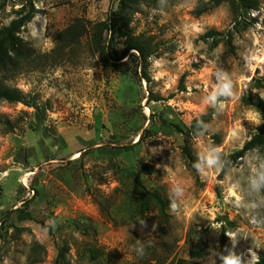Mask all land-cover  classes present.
Instances as JSON below:
<instances>
[{"label":"rangeland","instance_id":"rangeland-1","mask_svg":"<svg viewBox=\"0 0 264 264\" xmlns=\"http://www.w3.org/2000/svg\"><path fill=\"white\" fill-rule=\"evenodd\" d=\"M24 1L0 0V28ZM34 1L37 12L20 33L29 55L0 69V84L25 96L0 100V264H219L224 236L242 264H252L253 253L257 264L259 152L219 174L264 123V112L244 102L264 100V88L251 86L255 77L264 82V0L256 10L214 0L127 1L129 34L158 46L149 80L137 50L120 57L127 37L104 31L105 44L116 40L105 48L108 64L93 44L121 0ZM209 30L225 36L217 44ZM201 114L211 119L192 139L194 173L174 126L186 132ZM136 177L167 200V218L154 201L141 211ZM17 208L31 218L21 220Z\"/></svg>","mask_w":264,"mask_h":264},{"label":"trees","instance_id":"trees-1","mask_svg":"<svg viewBox=\"0 0 264 264\" xmlns=\"http://www.w3.org/2000/svg\"><path fill=\"white\" fill-rule=\"evenodd\" d=\"M127 1L121 0L119 3L120 9L115 12L113 20V25L109 24L108 21L100 22L97 25V31L93 37V44L97 46V49L101 52L104 57L105 64H108V56L105 48L109 47L114 49L116 40L114 37L110 38L108 45L106 38H103L104 31H110L111 34H118L119 36L127 37L125 43L126 48L121 54V58L125 57L130 50H137L140 58L141 65V77L149 80V67L151 65L150 58L157 53L158 46L155 42L150 40L144 34L133 36L127 31L128 23L124 10L127 8ZM136 1V0H134ZM216 4H221L223 2H231L233 5H240L246 9H258L260 6V0H214ZM206 3L200 1L197 6L196 12L201 14L205 11ZM37 12L34 0H25L21 8L16 12L17 17L14 18L9 25L0 28V69L5 70L10 66H16L21 60L25 59L29 55V49L27 44L20 35L22 27H24L28 22H30ZM229 35V33H228ZM207 37H212L215 43H219L220 37L225 36L222 32L216 30H209L206 33ZM227 43L230 42L229 37L227 38ZM104 42V43H103ZM119 57V59H121ZM251 86L253 88H264V82L261 78H252ZM24 94L17 89L7 87L0 84V100H7L10 102H22L24 101ZM244 102L247 105L255 106L264 112V100L262 98L254 99L252 97H244ZM211 119L210 114H201L195 117L186 132L176 124L174 127L184 134V143L182 145V156L186 162V165L194 173H197L199 167V160L195 155L192 148V139L200 136L204 131L206 125ZM256 150L260 154L261 161L264 167V123L259 127L258 131L243 145L242 148L232 152L225 159L220 171L219 177L222 179L223 176L228 172V170L237 163L241 158H243L248 152ZM264 177V172H263ZM136 186L141 194V211L145 212L149 207V203L154 201L158 206L160 215L164 218L168 217L167 214V200L162 197L157 192L151 191L142 182L140 177L135 179ZM264 193V188H263ZM19 213V218L21 220L30 219L31 213L23 208H17ZM232 241L223 237L221 242V248L218 252L219 264H223V259L225 256L232 255ZM195 254H201L202 252H192ZM257 264H264V253L261 252Z\"/></svg>","mask_w":264,"mask_h":264},{"label":"clouds","instance_id":"clouds-1","mask_svg":"<svg viewBox=\"0 0 264 264\" xmlns=\"http://www.w3.org/2000/svg\"><path fill=\"white\" fill-rule=\"evenodd\" d=\"M224 92L226 95H231L232 94V85H231V82H226L224 84ZM254 123L258 124L259 123V120H256L254 121ZM212 161L210 160V163ZM175 205H173L174 207ZM219 225H217L218 227ZM229 235L230 238L234 239L235 238V235L236 233H233V232H229L227 233ZM223 264H242V261L240 259V257L236 256V255H228V256H225L224 259H223ZM252 264H256V256L255 254L253 253V259H252Z\"/></svg>","mask_w":264,"mask_h":264}]
</instances>
